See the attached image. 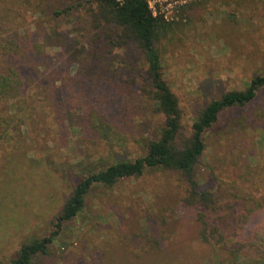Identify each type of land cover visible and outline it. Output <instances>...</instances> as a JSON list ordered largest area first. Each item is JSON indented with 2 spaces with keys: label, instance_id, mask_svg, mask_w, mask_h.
I'll list each match as a JSON object with an SVG mask.
<instances>
[{
  "label": "rangeland",
  "instance_id": "374dc122",
  "mask_svg": "<svg viewBox=\"0 0 264 264\" xmlns=\"http://www.w3.org/2000/svg\"><path fill=\"white\" fill-rule=\"evenodd\" d=\"M155 1L175 23L159 47L187 133L200 109L264 75V0ZM0 5L11 11L2 33L22 46H41L22 60L20 97L0 102L9 122L8 138L0 143V264H10L23 244L54 231L83 168L100 170L146 155L163 117L135 46L112 47L82 0ZM74 5L80 6L69 16L52 15ZM75 49L83 52L84 67L72 62ZM95 64L110 72L94 74ZM3 65L9 68L8 59ZM95 117L111 126V143L94 128ZM205 140L201 185L220 197H264V90L246 108L222 116ZM185 189L181 175L163 171L115 187L96 185L82 213L32 264H227L233 250L241 252L237 239L204 242L198 209L183 201ZM240 210L238 203L226 206L225 226ZM263 226L261 212L246 230Z\"/></svg>",
  "mask_w": 264,
  "mask_h": 264
},
{
  "label": "trees",
  "instance_id": "16d2710c",
  "mask_svg": "<svg viewBox=\"0 0 264 264\" xmlns=\"http://www.w3.org/2000/svg\"><path fill=\"white\" fill-rule=\"evenodd\" d=\"M82 2L88 5L94 26L106 29L112 47L135 46L143 59L146 80L157 110L163 117V127L158 137L149 141L146 155L135 160H118L100 170L83 168L71 197L56 216L54 231L48 237L34 238L23 244L10 264H32L39 255L46 254L61 233L63 225L82 213L94 186L115 187L121 181L139 178L147 171L174 172L181 175L186 185L183 201L187 206L198 209L197 221L201 225L200 237L204 242L215 239L218 245H222L228 238L237 239V245L242 248L238 250L243 252L233 250L227 264H264V226L253 231L246 230L256 215L264 213V197H256L250 192H231L220 197L215 190L201 185L197 173L207 149L206 133L229 111L244 109L252 104L264 90V75L253 77L244 90L227 92L200 109L191 131L186 133L182 125L179 98L164 77L159 47L175 23L167 21L163 15L155 16L148 0H124L123 3L117 0ZM77 6L80 5L51 10L52 15L56 18L69 16ZM10 12L0 5V102L20 97L25 88V78L21 71L22 60L33 52L31 50L41 49L38 43L22 46L12 36L2 33L6 22L11 23ZM71 56L72 62L85 66L83 52L75 49ZM6 59L9 68L3 65ZM93 69V73H98L101 77L110 72L104 67L97 70L96 64ZM2 112L0 110V143L8 138L9 124L8 116L1 115ZM92 120L94 128L111 143V126L100 117ZM229 203L240 204L241 210L235 214L232 226L227 227L223 219L227 215L226 206Z\"/></svg>",
  "mask_w": 264,
  "mask_h": 264
},
{
  "label": "built area",
  "instance_id": "2783aa9c",
  "mask_svg": "<svg viewBox=\"0 0 264 264\" xmlns=\"http://www.w3.org/2000/svg\"><path fill=\"white\" fill-rule=\"evenodd\" d=\"M117 1L120 2V3H123L124 0H117ZM148 2H149V6H150V8L153 11V14L155 16L156 15H163L165 17V19H166V16L163 14L164 11H163V8H162L163 7V4L162 3L155 1L154 4H152L150 2V0H148Z\"/></svg>",
  "mask_w": 264,
  "mask_h": 264
}]
</instances>
